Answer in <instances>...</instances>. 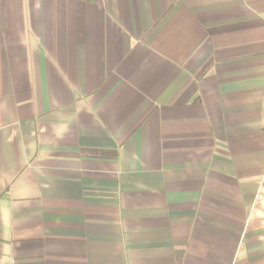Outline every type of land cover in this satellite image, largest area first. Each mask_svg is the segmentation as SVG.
<instances>
[{
  "label": "crops",
  "instance_id": "1",
  "mask_svg": "<svg viewBox=\"0 0 264 264\" xmlns=\"http://www.w3.org/2000/svg\"><path fill=\"white\" fill-rule=\"evenodd\" d=\"M0 264H264V0H0Z\"/></svg>",
  "mask_w": 264,
  "mask_h": 264
}]
</instances>
